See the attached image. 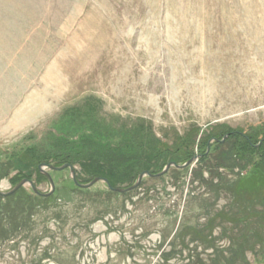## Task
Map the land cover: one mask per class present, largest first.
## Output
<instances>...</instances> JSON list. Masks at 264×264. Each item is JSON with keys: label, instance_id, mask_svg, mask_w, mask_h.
<instances>
[{"label": "rangeland", "instance_id": "obj_1", "mask_svg": "<svg viewBox=\"0 0 264 264\" xmlns=\"http://www.w3.org/2000/svg\"><path fill=\"white\" fill-rule=\"evenodd\" d=\"M90 119L145 137L153 164L117 187L164 168L156 147L200 155L208 134L263 132L264 0H0V190L26 177L48 192L33 156ZM215 139L209 165L226 151ZM74 161L81 183L105 171ZM197 161L125 193L46 167L49 196H0V264H264V173L204 168L201 182Z\"/></svg>", "mask_w": 264, "mask_h": 264}, {"label": "trees", "instance_id": "obj_2", "mask_svg": "<svg viewBox=\"0 0 264 264\" xmlns=\"http://www.w3.org/2000/svg\"><path fill=\"white\" fill-rule=\"evenodd\" d=\"M75 120L73 119L72 121ZM90 121L92 125H90V129H88L89 132H85L84 128H81L84 125H75L77 126V131H79V140L73 142L74 140L70 141L68 140L69 138L65 137L64 141L60 139L53 143L52 147L54 150H52V152L44 151L40 157L33 156V164H35L39 176H41V173L38 169V165L42 162L48 163L49 160H53V163L57 166L64 163L72 165L75 162L74 160L81 156L83 159H86L88 161L87 164L93 166V168L104 169L105 171H102V177H106L110 183H113L111 181L113 179L111 178L116 175L115 173L120 174L123 170L127 169V172H130L132 168L141 167V165L146 164L147 165L144 167L150 169L153 161H147V156H141L139 153L140 150H144L145 148V137L142 131L139 132L141 134L138 133L132 135L130 133L131 130H126L124 131V135L123 132L121 135L118 130L108 128L107 126L104 127L103 123L100 121L98 122L97 119H90ZM94 124H96V126ZM223 133L224 132L220 133L221 136L206 135L203 142V149L197 161V163H201L202 166L200 164L199 167L192 169L191 174L193 178H196L201 182L207 181L203 176L204 168L209 171L211 176L218 178L221 177V174L218 171L221 168L231 169L238 167L243 169L247 165H251L254 170L264 173V131L254 135L247 134L240 129L230 130L226 132L228 136L225 141L220 142L219 140L222 139ZM120 136L122 138L118 139ZM211 137H218L214 146L220 149L225 147L226 151L223 152L221 157H214L215 163L209 165L208 159H210L209 157L211 154L210 143L209 150L206 151V149L208 146L207 142ZM122 139V143L125 142L124 144L120 143ZM192 139L193 138H184L183 142L186 146H189L194 143ZM258 142L260 143L258 144ZM94 148L99 150L97 154L92 152V149ZM30 152L32 151L30 150ZM180 152L181 153H177V156H175L170 150H164V147L159 146L152 150L151 154H158L161 158H167L168 155L172 156L173 154V157L170 158L169 161H175L177 163H184L194 155L193 152L189 151ZM30 154L31 153H28V155ZM169 161H166V163ZM189 167L190 165L176 169L178 176L184 171H187ZM106 171L108 172L107 174ZM42 177L46 178V176L43 175ZM23 178L25 177L18 178L14 184ZM12 195L7 196L6 198H11ZM33 197L42 199V197L36 195H33Z\"/></svg>", "mask_w": 264, "mask_h": 264}, {"label": "water", "instance_id": "obj_3", "mask_svg": "<svg viewBox=\"0 0 264 264\" xmlns=\"http://www.w3.org/2000/svg\"><path fill=\"white\" fill-rule=\"evenodd\" d=\"M228 136V134L224 135L223 138L221 140H219L220 142H223L224 139ZM217 140V139H215ZM260 143V142H259ZM258 143V144H259ZM209 150V143H208V146H207V151ZM200 155H194L192 156L190 159H188L186 162L182 163V164H179V163H176V162H167L166 165L164 166V168L160 171V172H157V173H150L146 170L144 171H141L138 175H137V179L136 181L129 185V186H126V187H117V186H113L109 183V181L107 180V178L105 177H101V176H95L93 177L92 179H90L88 182L86 183H81L76 175H75V171H74V168L71 164L69 163H64L62 165H59V166H56V165H53V164H47V163H40L38 165V169L40 171L41 174H43L44 176H46V178L48 179V182L50 184V190L48 192H41L39 191L35 184L33 183V181L31 179H28V178H23L21 179L16 185H14L9 191H1L0 190V196H8V195H11L13 194L17 189H19L21 186L25 185V184H28L32 191L36 194V195H39L41 197H47L49 196L53 191H54V188H55V184H54V181H53V178L52 176L50 175L49 171H47L45 168L47 167L48 169L50 170H62V169H65V168H68L70 170V173H71V177H72V180L74 182V184L80 188H89L91 187L94 183L98 182V181H104L106 184H107V187L111 190V191H115V192H119V193H125L127 191H130V190H133L135 189L136 187L139 186V184L141 183L143 177L145 175H148V176H151V177H159V176H162L164 175L169 169L170 167H176V168H184L188 165H190L191 163H193L194 161H196L198 158H199Z\"/></svg>", "mask_w": 264, "mask_h": 264}]
</instances>
